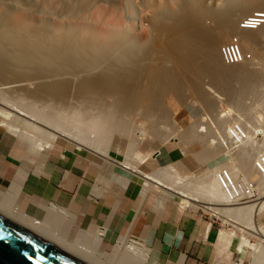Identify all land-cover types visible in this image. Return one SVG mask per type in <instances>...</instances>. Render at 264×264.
<instances>
[{"label":"bare ground","instance_id":"obj_1","mask_svg":"<svg viewBox=\"0 0 264 264\" xmlns=\"http://www.w3.org/2000/svg\"><path fill=\"white\" fill-rule=\"evenodd\" d=\"M257 14L264 0H0V126L35 155L66 143L114 165L125 184L160 188L187 220L202 211L223 222L219 255L264 264V24L241 28ZM232 44L240 61L227 65ZM252 78L260 85L244 109L238 86ZM150 142L160 168L143 171ZM11 210L6 201L0 217L79 264L150 259L130 242L105 263L90 241L49 238ZM216 235L210 225L209 247Z\"/></svg>","mask_w":264,"mask_h":264},{"label":"crops","instance_id":"obj_2","mask_svg":"<svg viewBox=\"0 0 264 264\" xmlns=\"http://www.w3.org/2000/svg\"><path fill=\"white\" fill-rule=\"evenodd\" d=\"M102 168L89 157L71 156L61 145L34 155L0 126V207L11 202L17 218L45 236L77 245L90 241L105 263H112L120 247L133 238L150 249L147 264L239 263L237 254L219 255L221 232L209 247L210 239L204 237L209 224L193 214L188 220L175 216L173 206L167 209L169 193L150 194L136 181L121 189L113 179L110 187L98 192L106 179ZM101 228L108 233L99 238ZM130 260L140 264L136 257ZM116 264H121L119 258Z\"/></svg>","mask_w":264,"mask_h":264},{"label":"rangeland","instance_id":"obj_3","mask_svg":"<svg viewBox=\"0 0 264 264\" xmlns=\"http://www.w3.org/2000/svg\"><path fill=\"white\" fill-rule=\"evenodd\" d=\"M236 38V37H235ZM262 48H264V44H263V46H262ZM262 50H264V49H262ZM221 54V53H220ZM220 57H221V61H222V56L220 55ZM222 63H223V61H222ZM224 64V63H223ZM257 78H259V77H257ZM257 78H252L251 80H250V82H252V83H250L249 84V86H248V88L249 89H247V90H242L241 91V87H240V85L238 86L239 87V90H237L238 89V87H236L237 86V84L235 85V88H236V90H237V98H238V101H237V103L239 102V100H240V102L241 103H238V105H240L241 104V107H243L244 109H246L248 106H250L251 104H252V102L251 101H253V100H255V96L252 94L253 93V90H254V82L255 81H258L257 80ZM260 81H258V82H256V83H258V85H260V83H259ZM244 91V92H243ZM241 95V96H240ZM253 96H254V99H253ZM251 100V101H250ZM228 101V100H227ZM233 101H235V100H233ZM69 103V102H68ZM236 103V102H235ZM237 103L236 104H233V105H237ZM243 104V105H242ZM40 105H42L41 103H40ZM247 106V107H246ZM4 113H7V112H4ZM9 133H11V134H13L15 137L17 136L15 133H13L11 130L9 131ZM24 143V142H23ZM150 145H151V147H154V148H149L150 150L148 151L146 148H142L141 149V151H140V153H141V155L142 156H144L145 154H147L148 156H147V158L145 159V161H144V163H143V165L142 166H140L141 167V169L143 170V171H149V170H151V171H153V169L154 168H160V163L155 159V155H156V153H157V151H156V149H159V146H155V144H153V143H149ZM61 146H63V148L65 149V150H67V153H69L71 156H73V157H75V155H81V156H86V157H89L90 158V160H92L95 164H98V165H100L101 167H103L102 168V170L101 171H104L103 173H104V176H105V178L106 179H109V180H111V179H113V185L115 186H117V187H120L121 189H123L122 187L124 186V184H125V180L118 174L119 173V170L117 169V168H115L114 167V165L112 166V164H109L108 162H106V161H104L102 158H99V157H97V156H95V155H93V154H91L90 152H87V151H84L83 153H81V154H78V153H76V150H75V148H72L70 145H68V144H66V143H62V144H60ZM59 145V146H60ZM67 145V146H66ZM24 146L26 147V151L28 150V148H29V145L27 144V143H24ZM115 148H119V150L122 152V151H124L125 152V150L127 149V141H125L124 139H121L120 137H118V139L116 140V142H115ZM114 148V149H115ZM121 148V149H120ZM169 150H170V152L175 156V157H180L181 155H180V150H179V148L176 146V145H174V144H169ZM30 151H31V153L32 154H34L35 155V148H30ZM147 151V152H146ZM123 152V153H124ZM140 156V155H139ZM77 157V156H76ZM122 159V158H121ZM193 164V163H192ZM191 163H188V164H185V163H183V166H184V169H185V171L186 172H191L192 170H194V164L192 165ZM189 166H190V168H189ZM193 166V167H192ZM206 167V166H205ZM193 168V169H192ZM198 168V167H197ZM97 170V169H96ZM99 170V169H98ZM117 176V177H116ZM119 176V177H118ZM117 179H119V180H117ZM141 182H139V184H140ZM110 185H112L111 183H110ZM146 188H147V185L145 184L144 185ZM145 188V189H146ZM120 189V190H121ZM142 189H143V187H142ZM105 190V189H104ZM104 190H102V191H104ZM147 190V189H146ZM102 191H99V192H102ZM10 192V191H9ZM162 192V190H160V188H158V189H155L154 191H152L151 193H153V194H155V195H159L160 193ZM150 193V194H151ZM150 194H148V196H147V199L149 198V195ZM3 198L2 197H0V200H2ZM147 199L145 200V202L147 201ZM166 199H168L167 201H169V203H171V202H173L175 199H172V197H170V194L168 195V196H166ZM159 202H160V200H159ZM144 203V202H143ZM173 204V203H172ZM174 205H175V202H174V204H173V207H174ZM11 215L13 216V217H16L17 218V215L14 213V211H12L11 210ZM173 213L175 214V216L178 214V212H176L175 210L173 211ZM200 214H199V217H201V219L200 220H204V223H207V224H209V225H211V223L212 224H214L213 225V229L215 230V231H217V232H221V233H223L224 232V229H223V222H221V220H218L217 218L215 219V218H213L214 219V221H212V217L208 214H204V213H202V211H200L199 212ZM193 215L195 214V213H192ZM192 214H190V215H192ZM196 218H198L197 216H196ZM17 219H19V218H17ZM261 222H263L264 223V216H262L261 217ZM212 226V225H211ZM50 229V228H49ZM223 230V231H222ZM64 233H66V232H64ZM66 234H68V233H66ZM65 234V236L67 237V235ZM204 237H206L205 236V234H204ZM144 244V243H143ZM239 259V258H238ZM237 262H239V260L237 261ZM245 264H250V261L248 260V261H246V263Z\"/></svg>","mask_w":264,"mask_h":264},{"label":"water","instance_id":"obj_4","mask_svg":"<svg viewBox=\"0 0 264 264\" xmlns=\"http://www.w3.org/2000/svg\"><path fill=\"white\" fill-rule=\"evenodd\" d=\"M0 264H79L0 217Z\"/></svg>","mask_w":264,"mask_h":264},{"label":"built area","instance_id":"obj_5","mask_svg":"<svg viewBox=\"0 0 264 264\" xmlns=\"http://www.w3.org/2000/svg\"><path fill=\"white\" fill-rule=\"evenodd\" d=\"M264 24V15H256L255 17H250L249 19L245 20L241 24V28L243 29H250V30H255L260 28ZM238 38H235L234 41L237 43ZM238 47L232 45H227L223 47L222 49V54H223V60L227 65H235L239 63L240 61V54L238 55ZM108 233V230L105 228H101L99 231L100 237L106 236ZM132 244H139L140 241L137 240L136 238H133L130 241Z\"/></svg>","mask_w":264,"mask_h":264}]
</instances>
